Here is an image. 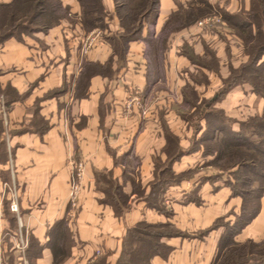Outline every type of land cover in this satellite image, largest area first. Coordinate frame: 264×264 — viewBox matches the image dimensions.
Returning a JSON list of instances; mask_svg holds the SVG:
<instances>
[{
  "label": "crops",
  "instance_id": "obj_1",
  "mask_svg": "<svg viewBox=\"0 0 264 264\" xmlns=\"http://www.w3.org/2000/svg\"><path fill=\"white\" fill-rule=\"evenodd\" d=\"M190 1L158 0L155 34L171 12ZM61 2L70 16L57 25L0 44V93H6L11 104L5 113L0 111V257L6 264H116L127 229L147 222L169 224L178 231L160 238L167 253L154 255L150 264H214L224 231L214 223L223 219L232 224L241 198L224 184L211 182L214 172L200 170L164 187L158 209L147 204L145 196L157 174L155 159L165 160L166 140L159 121L148 118L149 112H142L133 101L145 104L156 85L155 79L146 86L145 43L129 42L121 61L111 56L107 41L96 39L88 50L81 39L85 29L79 2ZM102 3L113 14L112 0ZM108 27L119 30L115 20ZM177 44L170 45V77L175 65L185 63L176 54ZM110 56V75L86 78L84 61L104 64ZM154 102L149 110L157 112L161 101ZM181 145L187 144L181 141ZM10 154L18 214L4 208ZM197 159L198 152L186 153L171 171L192 168ZM72 160L84 162L76 205L69 201ZM97 173L105 174L127 197L128 209L121 215L115 213L114 202L104 201V192L96 187ZM10 218L15 220L13 227ZM31 238L38 243V254L28 261ZM262 238L264 194L256 217L231 240Z\"/></svg>",
  "mask_w": 264,
  "mask_h": 264
},
{
  "label": "trees",
  "instance_id": "obj_2",
  "mask_svg": "<svg viewBox=\"0 0 264 264\" xmlns=\"http://www.w3.org/2000/svg\"><path fill=\"white\" fill-rule=\"evenodd\" d=\"M77 1L81 8V25L85 30L103 26L102 22L103 17L106 16V11L102 0ZM112 2L114 5V16L117 19L119 30L106 38V41L112 48L111 56H115L118 61H121L125 58L129 42L143 41L145 43L143 55L148 62V73H146L147 87L155 79L157 80V74H162L160 63L163 61V53L167 48L166 41L169 35L174 31L194 24L197 19L208 12L197 8V2L209 8L206 0H191L186 6L179 5L165 19L159 32L155 34L158 0H112ZM68 15L69 8L64 6L61 0H9L6 3L0 2V44L12 37L19 38L22 34L32 35L34 32H46L49 28L57 25L61 19L67 18ZM247 15H249L251 20H239V25L229 23L240 30H246L245 27L252 25L255 27L259 44L257 45V49L255 48L250 54V61H256L258 63L256 67L264 69V61L258 62L264 54V0H251V12H248ZM259 15H262L260 22L257 19ZM255 18L257 19L256 23L253 22ZM143 31L146 32L145 35L142 34ZM111 56L104 64L92 62L89 66L86 64V69H84L86 78L92 74L110 75L112 72ZM188 57L190 56L188 55ZM157 59L160 60V63ZM251 62L250 70L252 69L254 73L249 74V83L253 92L264 97V76L252 68ZM153 63L155 65V79H151L152 76L149 71V67L151 69ZM228 86L230 85L226 84V87L221 91H227L224 89H228ZM217 96L218 93L209 101L207 104L208 107L212 105V100ZM4 105L5 110H8L11 104L9 100L5 99ZM202 116L206 125L208 124V128L206 130L207 133L202 134L200 139H212L218 131L221 134L222 132L230 133L224 131V124L213 123L212 120H208L209 116H215L209 110L205 111ZM209 126L212 128H209ZM245 128L258 129L260 132H256L255 134L260 138L254 142H250L244 138L242 139V144L240 142L230 144L227 141L229 139L228 137H231L230 134H224L222 136V139L224 141L226 140L225 148L231 147V149H235L234 154L240 155L238 162L232 165V167H237V171L240 170V175H235V170L231 172L235 182L228 183V186H230L233 196H239L241 198V205L238 214L235 215L233 223L229 224L225 222L224 224V231L218 244V253L214 264H264V238L259 241L246 239L242 243H236L231 240L233 235L238 233L256 217L260 210L262 195L264 194V140L262 138L264 134V121H252ZM210 131H213V133L210 134ZM166 139L164 152L167 160L165 158L159 165L155 163L157 174L150 183L149 192L145 196L147 204L157 209L158 197L161 194V190L167 185L179 183L185 178L183 177L185 172L175 174L170 170L171 163L186 153L196 151L192 149L184 153L182 149L177 147L173 139L170 140L167 136ZM171 145L174 146L172 148L177 147L176 152H171ZM210 147L205 145L204 149L210 150ZM233 150H229L228 152ZM219 152H222L221 149H219ZM10 159L11 154L9 155ZM8 171L9 178L4 183L10 184V168H8ZM95 180L96 187L104 192V201L109 203L114 202V211L116 214L121 215L124 213L128 209L126 204L127 197L122 194L120 188L103 173L95 174ZM7 192L8 189L6 188V201L4 202L7 205L4 203V208L7 206V209L10 211ZM9 222L10 226L13 227L15 220L10 218ZM217 225L218 222L214 223V226ZM174 233H178V231H175L169 224L137 223L127 229L122 240V248L116 264H150L149 261L154 255H165L167 253V248L160 242V238ZM63 243L66 244V242ZM29 248L31 250L30 255H26L28 261L34 257L33 255L38 254V243L33 238L29 240Z\"/></svg>",
  "mask_w": 264,
  "mask_h": 264
},
{
  "label": "rangeland",
  "instance_id": "obj_3",
  "mask_svg": "<svg viewBox=\"0 0 264 264\" xmlns=\"http://www.w3.org/2000/svg\"><path fill=\"white\" fill-rule=\"evenodd\" d=\"M206 2L209 8L197 2V8L204 12L208 11L204 16L197 19L194 24L172 32L167 38V48L163 53V61L160 63V60L157 59L162 74H157L156 85L146 101L147 104L141 102L138 107L141 106L142 112H146V110L149 112L148 118L159 121V129H161L165 140H167L166 136L170 140L173 139L177 147L182 149L184 153L192 149L196 150L193 152L199 153L197 163L192 168H186L187 170L183 171L186 176H183L185 178L182 181L193 177L197 171L211 170L214 172L210 178L211 182L218 181L231 190L228 183L235 182L231 172L235 170V175H240V170L237 171V167H232V165L238 162L240 155L234 154L235 149L233 150L231 147L225 148L226 140L224 141L222 136L230 134L231 137L227 139L230 144L239 142L242 144L244 138L254 142L260 138L255 133L260 131L247 129L245 126L252 121H264V97L253 92L249 83V74L254 73L252 69L250 70V54L255 48L257 49L259 41L253 25L245 27L248 31L240 30L231 25L238 24L239 20H251L247 15L248 12H251V0H206ZM206 18H211L212 21H206ZM257 19L260 22L262 15H259ZM257 19L255 18L253 22L256 23ZM113 20L118 24L114 12L113 14L106 12V16L103 17V26L92 27L84 31V37L81 39L86 43L88 50L90 47L92 48L96 39L100 42L101 40L106 41L108 36L116 33L115 30H108V24ZM145 33V31L142 32L143 35ZM171 43L179 44V53L174 52L183 57L185 63L175 65L172 72L173 76L170 77L167 74L170 70L167 63L170 62L168 56H170L173 48L170 46ZM180 60L182 61V59ZM263 61L264 54L258 62ZM252 62V68L264 76V69L257 68L258 63L256 61ZM90 63L89 60L84 61L81 65L82 70L84 71L86 64L89 66ZM147 63L146 61L147 72L145 71V74L148 73ZM152 66L151 69L149 67V71L151 72V79H155L154 63ZM226 84L230 86L228 89H224L227 91L222 92L221 90L226 87ZM8 89L5 87L3 90H7L8 93ZM217 93L218 96L212 100V105L208 107L207 104ZM4 95L0 93V106L2 104L5 109ZM157 100L161 101L162 107L160 106L161 108L157 112L154 108L149 110V106L155 107L152 103L154 101L156 103ZM208 110L215 115L209 116L208 120H212L213 123L224 124V131L230 133L222 132L221 134L218 131L212 139H200L208 128V124L206 125L202 116ZM209 128L212 127L209 126ZM212 133L213 131H210V134ZM262 138L264 140V134ZM181 141L187 144L186 147L181 145ZM165 144L163 150L166 148ZM205 145L211 146L210 150L204 149ZM172 147L174 146L171 145V152H176L177 147ZM167 148L169 149L168 145ZM218 148L222 152H219ZM229 150L233 151L228 152ZM157 159H155L157 165L163 162ZM10 160L9 168L13 165L12 158ZM174 163H171V167ZM203 179L200 177V181ZM217 222L224 227L225 221L223 219Z\"/></svg>",
  "mask_w": 264,
  "mask_h": 264
},
{
  "label": "built area",
  "instance_id": "obj_4",
  "mask_svg": "<svg viewBox=\"0 0 264 264\" xmlns=\"http://www.w3.org/2000/svg\"><path fill=\"white\" fill-rule=\"evenodd\" d=\"M206 21H212L211 18H206ZM133 101L139 106L140 102L138 99L134 98ZM0 111L5 113L4 107L1 104ZM11 161V160H10ZM12 169V168H11ZM84 172V162L82 161H71V173H70V182H69V198L70 203L72 205H76L78 202V197L81 190V180ZM11 183H4L3 186L8 189V197H9V209L11 212L18 214V191L14 183V174L11 170ZM18 235L22 240V232H21V222L18 217ZM0 264H6L5 259L0 257Z\"/></svg>",
  "mask_w": 264,
  "mask_h": 264
}]
</instances>
